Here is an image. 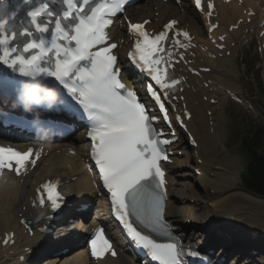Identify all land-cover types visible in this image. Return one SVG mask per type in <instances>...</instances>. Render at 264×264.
Wrapping results in <instances>:
<instances>
[{
    "label": "snow or ice",
    "instance_id": "1",
    "mask_svg": "<svg viewBox=\"0 0 264 264\" xmlns=\"http://www.w3.org/2000/svg\"><path fill=\"white\" fill-rule=\"evenodd\" d=\"M90 0H63L64 11L57 16L47 3H41L27 11V20L20 19L16 10H9L0 3V67L6 73L18 74L27 78L32 85L51 80L57 90L65 94L67 110L70 113L82 110L90 121L87 132L91 140V156L111 194V203L117 218L137 247L159 264H184L183 257L197 256L191 249L169 239L159 242L139 230L132 220L161 236H169L165 211V173L161 161L168 159L161 144L171 141L161 139L162 132L154 135L153 121L144 103L139 101L136 91L129 90L121 82L117 56L113 54L115 43H106V29L111 17L121 9L125 0H99L90 9ZM201 0H196L199 6ZM212 5L208 4V8ZM45 16L51 21L43 20ZM20 19L19 25L17 20ZM54 23L52 39H36V34L50 31ZM147 23V22H146ZM176 21L166 25L171 29ZM143 25L131 24L130 31L137 39L130 60L147 73L151 81L147 92L154 101L161 96L170 98L167 93L179 83L171 77L167 69L171 67L161 53H167L164 42L170 39L161 32L150 38ZM187 36V33H184ZM23 38V53L17 38ZM158 86V87H157ZM161 90H165L162 92ZM51 93L45 99L51 102ZM26 104H39L41 98L34 86L27 87L23 97ZM160 109L165 112L163 103ZM165 119L167 114L165 112ZM33 150L20 152L0 147V172L15 170L20 175ZM37 158L39 154H36ZM34 164V161H33ZM15 166V167H14ZM53 211L60 208L61 197L56 185L46 182L42 186ZM40 193V189L37 190ZM45 200L41 193L40 204ZM5 239L4 243L7 244ZM104 237L103 229L97 230L91 240L93 256H103L111 249ZM112 255H116L113 251Z\"/></svg>",
    "mask_w": 264,
    "mask_h": 264
},
{
    "label": "bare ground",
    "instance_id": "2",
    "mask_svg": "<svg viewBox=\"0 0 264 264\" xmlns=\"http://www.w3.org/2000/svg\"><path fill=\"white\" fill-rule=\"evenodd\" d=\"M262 1L264 2V0ZM250 2L251 0H243L242 5L240 6H237L234 1H231L229 4H220L219 13L216 18L219 22L217 32H226L227 25L233 24L235 18L242 15V8L247 10V6L251 4ZM186 5L187 4L180 5L179 8H183V6L187 7ZM155 8H157L156 11L159 12L158 21L152 23L151 27L156 26L159 22H163L165 18H176L180 22V25H186L188 27V29L194 34L197 41L204 42V44L208 46L204 39V30L199 23L200 16L193 12V10L187 11L184 9L182 13H179L178 8L171 2L168 4H161L160 0H152L148 6H143V4L137 5L135 8L128 10L127 13L132 17V19L139 21L142 18H153ZM262 18L263 17H259L256 22V27ZM245 28V26H239L236 31L228 33V38L231 37L232 39H237V32ZM262 28H264V26ZM118 30L119 29L115 32H118ZM238 43L239 42L237 40V44ZM200 58H202L204 63L207 62V64L213 67V70L215 71L211 62L212 60L206 58L205 54L202 52H200L198 56V59ZM222 61L229 60L225 58ZM202 75L204 76V80L208 78L206 77V74ZM209 79L211 80L209 88H211L214 82L222 84L225 87L224 89L228 88L226 87V83L221 78H218V75L212 76V78ZM188 83L192 86L193 90L186 89L183 91V95L185 96V103L191 113L188 126L195 136H198L199 140L197 158L202 159V164L198 165L199 170L202 171V177H192V174L187 171H182L181 166L183 165H180L182 161L179 162V160L176 159L177 163L170 166L171 170L168 184L169 198L166 203L165 215H168V218L176 228L180 229V232H185L184 229H187L189 234H197L203 229V227L192 224L189 226L187 225V227L184 228L181 224L182 219L187 216V218H190L191 221H194V219H198L201 216L199 214L196 215L192 213V208H187L189 203L186 202L191 198H194V200L197 199L198 190L211 188L213 192L210 195H206L208 208L205 215L201 218V225H209V227L213 229L211 230L212 235L220 236L222 238L221 242L222 244H225L224 247H226L227 242H234V238L244 240L248 243V246H256L255 243L249 240V232L253 229H260L261 232H264V198L235 187V181L238 180L237 167H233L231 157L228 155L222 156L220 154L222 153L221 149H224V144L221 141L222 138L220 137L221 115L216 110V107L219 105L222 106V102L225 97L221 96L220 90L218 89L214 91L213 94H209V97L218 99V106L209 105L202 101V96L206 95L207 92L203 86H199L198 78L190 76ZM219 96L221 97L219 98ZM206 109H211V111H213V135H209L207 132V116L204 113V110ZM191 127H194L195 132ZM79 142L80 139L78 140V144ZM53 148L56 149V151L50 152L46 158L42 159L33 171L21 180V182L8 178L5 184L0 185V236L9 230L13 231L15 234V242L12 246L4 248L0 246V264H8L10 262L3 256V254L9 249H21L23 246H31L44 240L43 238H37L31 241L17 222V215L19 213H21L24 217L32 215L31 210L27 208V198L31 195V189L36 182L45 177L54 175L61 176L64 179L76 177L74 181H71V185L75 195L78 197L77 200L79 201L80 198L93 196L90 190L91 186L89 184V178L84 171L81 162L80 145L75 148L74 156L66 154L65 145H56ZM222 162L228 165L227 171L223 170L222 167L224 165H222ZM188 183L191 184V186H189ZM23 206L25 207V210ZM219 220H222L223 224L218 223ZM216 222L218 224H216ZM73 225L74 229L77 230L78 233L76 231H71L70 233L77 234L79 238H82L84 235L82 232L83 227L80 229L81 226L79 222L73 223ZM194 226L197 227V230ZM241 226H246L247 228L243 231L241 230L242 232H239L238 229H240ZM235 227H237V230H233V228L236 229ZM221 232H225V234L233 236L232 239L225 238ZM208 235L211 236L210 234ZM70 241L71 239L65 238L63 246L70 247ZM256 242L258 243L257 240ZM50 243L51 241L48 239L47 244L50 245ZM44 246H46V242L44 243ZM224 247L219 250V253L221 252V254H226L228 252L225 251L226 249ZM129 258L128 253L124 251V253L120 254V257L116 260L104 259L100 262V264H135L132 263V260H129ZM69 259L70 257L63 256L61 258L59 257L55 261L56 264H65L69 261ZM71 260L72 264H86L78 257H74ZM42 262L43 260L38 262V264H41Z\"/></svg>",
    "mask_w": 264,
    "mask_h": 264
},
{
    "label": "rangeland",
    "instance_id": "3",
    "mask_svg": "<svg viewBox=\"0 0 264 264\" xmlns=\"http://www.w3.org/2000/svg\"><path fill=\"white\" fill-rule=\"evenodd\" d=\"M256 1L260 3L262 9L264 10V2L262 0ZM156 10L154 9V11ZM254 44L255 43L252 42L247 49L240 48L241 50H236L235 53L232 52L231 55H229V58L231 62V68H233V80L236 83L235 91L253 101V104L255 105V108L257 110L255 112H247L246 110H244V108L239 107V105L226 100V102L223 104V107H225V109L227 108L230 113L229 115H227L221 111L220 137L222 138L221 141L224 144V149H221L222 153L220 154L222 156L228 155L229 157H231V163L233 167H237L238 180L235 181V187L237 188H241L240 173L243 168L244 159L234 147L235 142L232 140V136L234 134L233 132L235 130L239 131L241 129H244L245 127L247 128L255 125L264 126V107H261V105L259 104L258 97L256 96V93H258V91L254 89L257 84V87H261V93L264 95V58L259 52H254L256 47V45L253 46ZM244 55L245 60L249 64L248 69L245 68L246 66L244 64L240 63L241 56ZM226 129L228 133L230 132L227 138ZM181 160L187 164L185 158H182ZM222 163V165H224L222 167L223 170L227 171L228 165L224 164V162ZM186 171L189 172V169H186ZM189 186H191V184H189ZM197 192V205H192L191 208L194 214L201 215L200 219H197L195 221L197 224H199L202 216H204L207 211V203L205 202L206 195H210L211 191L210 188H207L206 190H198ZM253 218L255 219L254 216ZM195 229L197 230V227H195ZM232 237L233 236H229L227 238L232 239Z\"/></svg>",
    "mask_w": 264,
    "mask_h": 264
},
{
    "label": "trees",
    "instance_id": "4",
    "mask_svg": "<svg viewBox=\"0 0 264 264\" xmlns=\"http://www.w3.org/2000/svg\"><path fill=\"white\" fill-rule=\"evenodd\" d=\"M260 137L257 133L243 138L242 152L247 158V165L242 174V183L247 189L264 195V155L258 154Z\"/></svg>",
    "mask_w": 264,
    "mask_h": 264
}]
</instances>
